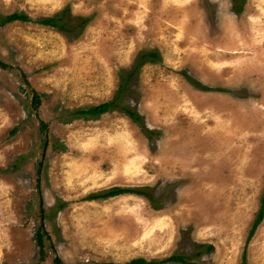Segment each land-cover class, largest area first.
Masks as SVG:
<instances>
[{"label":"rangeland","instance_id":"rangeland-1","mask_svg":"<svg viewBox=\"0 0 264 264\" xmlns=\"http://www.w3.org/2000/svg\"><path fill=\"white\" fill-rule=\"evenodd\" d=\"M16 13L30 22L3 24ZM151 53L120 96L139 122L76 114ZM0 61V264H264V218L247 242L264 196V0H0ZM115 187L146 196L85 200Z\"/></svg>","mask_w":264,"mask_h":264},{"label":"trees","instance_id":"trees-1","mask_svg":"<svg viewBox=\"0 0 264 264\" xmlns=\"http://www.w3.org/2000/svg\"><path fill=\"white\" fill-rule=\"evenodd\" d=\"M2 22L4 25L12 24L15 22L28 23V22H30V19L26 15L16 13V14H12V15L4 17ZM41 24L44 26H47V27L57 28L59 31H62V32L67 30L65 25L63 24V22H61L57 18L42 20ZM156 58H158V55L152 54V53L141 56V58L138 60V62L136 64V68H134V70L129 75L128 79L125 81L124 85H122L120 92H119V96H116L114 98V100L100 104L98 106L90 107L86 110L78 111L76 114L79 115L80 117H85V118H89V117L97 118L99 116H102V115L114 110V109H116V110L121 109L122 112H124L130 118L139 122L140 117L136 113L127 109L126 107L125 108H123V107L119 108L120 96H121L122 92L127 89V87L129 88V79L131 77L133 78V76L136 75L140 71V68L144 64H146V62H155V60H157ZM0 68H2L4 70L11 69L8 65H6L5 63H3L1 61H0ZM22 79L24 81V84L29 88V84H28L27 79L25 78L24 74H22ZM196 86L201 87L200 85H196ZM40 101H41V97L37 94H34L33 103L38 104V103H40ZM42 128L45 130L47 128V126L42 124ZM124 195H138V196H143V197L146 196L144 193H142L140 191L115 187V188L110 189L109 191H107L104 194L89 195L85 200L86 201L107 200V199H111V198H115V197H119V196H124ZM147 198H149L148 195H147ZM263 218H264V196L261 199V205H260L259 211L257 212L256 219H255V221H254V223H253V225L249 231L248 239H247L248 243L254 237L256 230L258 229V227L260 226V224L263 221ZM47 240L49 241V237H48V234L45 230L44 225L42 224L36 233V243H37V246L39 248V257H40L41 261H44L46 259V242H47ZM168 263L186 264L187 260L182 256H172L165 261L157 263V262H148L144 259L139 258V259L131 260L130 262H127L124 264H168ZM52 264H64V263H63L62 259L56 255L52 261ZM103 264H116V263H103Z\"/></svg>","mask_w":264,"mask_h":264}]
</instances>
